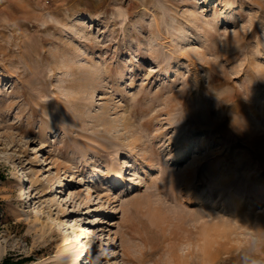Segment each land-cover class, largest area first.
Wrapping results in <instances>:
<instances>
[{
  "label": "rangeland",
  "instance_id": "obj_1",
  "mask_svg": "<svg viewBox=\"0 0 264 264\" xmlns=\"http://www.w3.org/2000/svg\"><path fill=\"white\" fill-rule=\"evenodd\" d=\"M49 213L89 264L132 228L148 264H264V0H0V264H76Z\"/></svg>",
  "mask_w": 264,
  "mask_h": 264
},
{
  "label": "bare ground",
  "instance_id": "obj_2",
  "mask_svg": "<svg viewBox=\"0 0 264 264\" xmlns=\"http://www.w3.org/2000/svg\"><path fill=\"white\" fill-rule=\"evenodd\" d=\"M260 52H262V49H260ZM230 98H232V96ZM227 99L228 98L226 97L224 100H227ZM38 153H41V152L39 151ZM191 154H192V150L190 148V143H186L185 148L183 149V152L179 156L174 157L172 162L173 163H182L185 160H187L189 158V156H191ZM43 157H44V155L42 154L41 155L42 162L44 160ZM45 163H46V160L44 161L43 164H45ZM127 165H129V164H127ZM48 166H49V164H46L45 167L47 168ZM123 168L126 170L125 172H124V170H122ZM123 168L122 169H119V168L112 169L111 173L108 175V179H109L108 181L110 184H112V185L116 184L118 187V186H121V185L126 183L128 169L125 167H123ZM77 172H78V170L74 171L70 175L65 174V176L58 177L57 178L58 181H55L52 183V189H56V192H54V194L57 193V190L62 188L67 181H69L68 179L71 178V176H73V178H75V176L77 175ZM24 173L27 174V168L26 167H25ZM24 173L17 171L16 177H18L22 182H25V180L30 181L29 178L27 179L24 177ZM102 174H103V170L100 168L87 174L88 175V179H87L88 184H87L86 190H88L89 196H93V194H92L93 186L90 183L93 182V180L95 179V176H97L96 181H98L100 179V177L102 176ZM132 184L134 187V186H139L141 183L139 180H135V181H133ZM133 187H131V188L133 189ZM27 193H28V195H24L25 199L27 198V196L31 197V195L29 194L30 189L27 191ZM67 194H68V190L65 192V195H67ZM73 195L74 194L71 193L70 195H68L67 198L72 200ZM58 197H59V195L57 193L55 199H57ZM198 200L199 199H197V198L195 199V201H198ZM147 210L149 213V208H147ZM64 211H65L64 216L69 215L67 208H65ZM158 216H159V212L157 210H154L152 212L151 218L156 221ZM48 217H49V219H51L52 221L55 222L57 227H59L60 229H63V230L66 227L69 228L71 225H74L75 232H74V234H70L69 237L63 231L64 242L68 243L70 246H72L74 248L72 259L74 262H76V264H82V263L83 264H89V262H87V260H85L87 258V253L89 255V252L86 253V251L92 242V237L94 238V236L92 235L94 233V230L91 229L90 226H86V225H82L81 228H78L77 224L73 221V218H68L64 222H61L58 219H56L51 213H49ZM143 225H144V227H146L145 223ZM80 231H82V232H80ZM85 231H86L87 235H84ZM131 234L133 237L138 238L141 241L142 246L139 250V253H137V254H133V253L129 252L128 250L124 251L126 254L125 258H126L127 262L128 263L132 262L133 264H148V262H149V248H148V239L149 238H148V236L144 235L142 233H140L139 235L134 233L133 228H132ZM85 256H86V258H85Z\"/></svg>",
  "mask_w": 264,
  "mask_h": 264
},
{
  "label": "clouds",
  "instance_id": "obj_3",
  "mask_svg": "<svg viewBox=\"0 0 264 264\" xmlns=\"http://www.w3.org/2000/svg\"><path fill=\"white\" fill-rule=\"evenodd\" d=\"M253 244L254 245H259V244H261V241L260 240H255V241H253ZM252 251H253V253H255L257 255H264V253L259 252L256 247H253ZM251 264H259V262L258 261H252Z\"/></svg>",
  "mask_w": 264,
  "mask_h": 264
},
{
  "label": "trees",
  "instance_id": "obj_4",
  "mask_svg": "<svg viewBox=\"0 0 264 264\" xmlns=\"http://www.w3.org/2000/svg\"><path fill=\"white\" fill-rule=\"evenodd\" d=\"M12 264H15V263H12Z\"/></svg>",
  "mask_w": 264,
  "mask_h": 264
}]
</instances>
